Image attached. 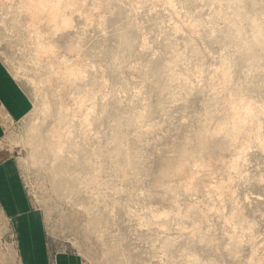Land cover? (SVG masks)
<instances>
[{"label":"rangeland","instance_id":"374dc122","mask_svg":"<svg viewBox=\"0 0 264 264\" xmlns=\"http://www.w3.org/2000/svg\"><path fill=\"white\" fill-rule=\"evenodd\" d=\"M78 1L0 0V264H264V0Z\"/></svg>","mask_w":264,"mask_h":264},{"label":"crops","instance_id":"0c3cea01","mask_svg":"<svg viewBox=\"0 0 264 264\" xmlns=\"http://www.w3.org/2000/svg\"><path fill=\"white\" fill-rule=\"evenodd\" d=\"M0 95L7 99L9 105L15 111H22L26 108V101L22 93L18 88L10 82V80L4 75V71L0 66ZM1 133V130H0ZM9 156L5 154H0V192L6 196L7 201L14 202V206H17L18 203V190L19 188L16 185V180L12 178L14 175V169L9 163ZM14 179V180H13ZM15 200H11V199ZM32 221L28 217L24 216V219L20 223V234L23 246V251L26 254L27 261L30 259H38L39 257L28 256L30 253H35L38 250L32 248L34 245L41 246L38 243V240L35 239L33 234V229L30 227ZM29 263V262H28Z\"/></svg>","mask_w":264,"mask_h":264},{"label":"bare ground","instance_id":"6f19581e","mask_svg":"<svg viewBox=\"0 0 264 264\" xmlns=\"http://www.w3.org/2000/svg\"><path fill=\"white\" fill-rule=\"evenodd\" d=\"M4 1V0H3ZM50 1V0H49ZM48 1V2H49ZM52 1V0H51ZM50 1V3H47V2H45V0H37V1H35V0H33V3L31 4V11H33L32 12V16H34L35 17V21L37 22V20L39 19V17L41 16V15H43V14H46V19H48L49 20V23L51 24L52 23V25H54V27H56V28H58L60 25L62 26H67L66 24L68 23V19L67 18H65V17H63V15L61 14V7H60V5H61V3H52ZM80 1V0H79ZM78 1V2H79ZM83 1V0H82ZM77 2V3H78ZM29 4V3H28ZM73 4H74V2H73ZM80 4V3H79ZM75 6V5H74ZM22 7V6H21ZM24 7V6H23ZM28 7V6H27ZM77 7H80V6H77ZM61 8V9H60ZM74 8V7H73ZM24 10V9H23ZM26 11H28V10H26ZM74 11V10H73ZM63 13V12H62ZM30 14V13H29ZM31 15V14H30ZM34 17H33V20H34ZM72 18V17H71ZM41 19V18H40ZM39 19V20H40ZM39 20H38V22H39ZM45 21V20H44ZM47 21V20H46ZM44 23H47V22H44ZM48 23V24H49ZM70 23H71V21H70ZM38 24V23H37ZM40 24V23H39ZM35 25V24H34ZM51 25V26H52ZM48 27L50 26V25H47ZM62 26V27H63ZM50 28V27H49ZM49 48H50V46H49ZM48 51V50H47ZM44 54V53H43ZM51 54H52V52H51Z\"/></svg>","mask_w":264,"mask_h":264}]
</instances>
